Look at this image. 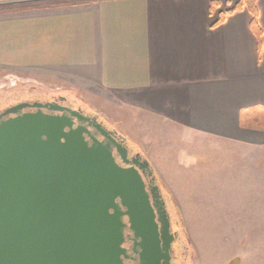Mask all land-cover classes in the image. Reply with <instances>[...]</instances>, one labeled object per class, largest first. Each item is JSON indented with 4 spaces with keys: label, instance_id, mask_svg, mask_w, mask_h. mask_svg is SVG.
Returning a JSON list of instances; mask_svg holds the SVG:
<instances>
[{
    "label": "crops",
    "instance_id": "obj_1",
    "mask_svg": "<svg viewBox=\"0 0 264 264\" xmlns=\"http://www.w3.org/2000/svg\"><path fill=\"white\" fill-rule=\"evenodd\" d=\"M45 1L0 0L28 4L0 12L1 81L95 102L127 138L144 124L264 145V0L259 40L245 8L214 24L238 0Z\"/></svg>",
    "mask_w": 264,
    "mask_h": 264
},
{
    "label": "water",
    "instance_id": "obj_2",
    "mask_svg": "<svg viewBox=\"0 0 264 264\" xmlns=\"http://www.w3.org/2000/svg\"><path fill=\"white\" fill-rule=\"evenodd\" d=\"M147 174L149 160L97 116L57 101L6 107L0 264H171L175 234Z\"/></svg>",
    "mask_w": 264,
    "mask_h": 264
},
{
    "label": "rangeland",
    "instance_id": "obj_3",
    "mask_svg": "<svg viewBox=\"0 0 264 264\" xmlns=\"http://www.w3.org/2000/svg\"><path fill=\"white\" fill-rule=\"evenodd\" d=\"M37 94L65 97L35 81L0 80V108ZM77 98L67 101L101 116L95 102L92 110ZM105 124L120 130V125ZM146 128L127 129L125 138L129 148L149 160L159 181L186 246L178 263L264 264V145L188 137L178 128L150 136Z\"/></svg>",
    "mask_w": 264,
    "mask_h": 264
},
{
    "label": "flooded vegetation",
    "instance_id": "obj_4",
    "mask_svg": "<svg viewBox=\"0 0 264 264\" xmlns=\"http://www.w3.org/2000/svg\"><path fill=\"white\" fill-rule=\"evenodd\" d=\"M28 102V103H32V102H35V101H38V102H45V101H57L58 103H60L61 105H65V106H69V107H72V108H75V109H78L80 108L81 109V112L85 115H89V116H97V119L99 121H103V119H101L96 113H94L93 111H87L85 110L82 106L80 105H76V104H73L72 102H69L67 101V98L65 97H62V96H56V95H51V96H39L38 94L35 96L33 95L31 98H26V97H23V98H20L16 101H13L12 103L10 102L9 104L3 106L0 108V113L8 106L10 105H13V104H16V103H19V102ZM31 111V110H34L32 108H26L25 111ZM105 123V122H104ZM108 127V126H107ZM128 148H129V145H128ZM138 151H134L132 150L131 148H129V155L132 156V155H135L137 154ZM117 160L119 161V159L117 158ZM120 162V161H119ZM146 181L147 183L153 187V186H158L159 189L161 190V186L159 184V181L157 180V178L155 177V174H154V171H153V174L152 175H149L147 174L146 176ZM161 197L165 200L164 198V195H163V192H161ZM166 202V201H165ZM168 211V209H167ZM169 213V212H168ZM169 219H170V231L171 233H174L175 234V240L174 242L172 243V248H171V252H170V255H171V260H170V263L171 264H179V260H183L186 256V246H185V243L182 242V237L181 235L179 234V232L174 228V226H176V222L175 224L173 223L172 219H171V216L169 214ZM128 233V231H126ZM130 242L129 241H126L125 242V246H129ZM129 254H131L132 257H136L135 254H133L131 251H128ZM127 264H135L134 261L128 259L125 261Z\"/></svg>",
    "mask_w": 264,
    "mask_h": 264
},
{
    "label": "trees",
    "instance_id": "obj_5",
    "mask_svg": "<svg viewBox=\"0 0 264 264\" xmlns=\"http://www.w3.org/2000/svg\"><path fill=\"white\" fill-rule=\"evenodd\" d=\"M52 1V2H51ZM54 0H47L45 2H43L42 4H45V5H51V3H53ZM66 2V1H69V0H62V2ZM82 1H90V0H72V2H82ZM56 2V1H54ZM61 2V3H62ZM14 7H17V8H20V7H28V4H21L19 3L18 5H0V12L6 10V8H14ZM217 7V2L216 1H212L211 4H210V10H213L214 8ZM247 9L250 14H251V17H252V27H253V30L255 31L256 35H257V38L259 40V37H260V31L259 29L257 28L256 26V19H257V0H238L235 5L226 10V11H223V12H220L219 15H218V18L217 20L215 21V25L216 24H220L224 18L226 17V15L230 14V13H233L237 10H241V9Z\"/></svg>",
    "mask_w": 264,
    "mask_h": 264
}]
</instances>
